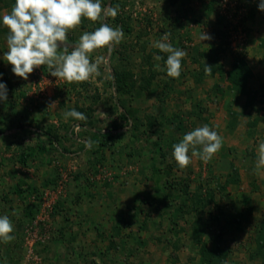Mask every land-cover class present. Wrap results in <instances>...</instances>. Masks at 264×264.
Segmentation results:
<instances>
[{
    "label": "rangeland",
    "instance_id": "rangeland-1",
    "mask_svg": "<svg viewBox=\"0 0 264 264\" xmlns=\"http://www.w3.org/2000/svg\"><path fill=\"white\" fill-rule=\"evenodd\" d=\"M102 2L119 4L118 15L82 19L66 42L71 51L100 23L122 29L111 53L91 54L103 60L89 81L57 79L43 65L27 80L15 76L3 60L8 29L0 26L8 88L0 103V215L15 226L14 238L0 243V264H200L201 243L219 230L216 241L229 250L230 264H264L255 229L264 220V170L255 166L264 139L259 0ZM14 5L0 0V14ZM204 32L209 39H201ZM165 34L186 52L178 78L166 75L168 54L154 47ZM241 56L250 74L237 92L231 71ZM72 108L87 120L65 119ZM204 124L223 137L221 149L180 168L172 145ZM110 132L112 142L103 136ZM248 209L249 224L233 229L228 219ZM196 217L209 219L199 237L191 231Z\"/></svg>",
    "mask_w": 264,
    "mask_h": 264
},
{
    "label": "clouds",
    "instance_id": "clouds-1",
    "mask_svg": "<svg viewBox=\"0 0 264 264\" xmlns=\"http://www.w3.org/2000/svg\"><path fill=\"white\" fill-rule=\"evenodd\" d=\"M258 10L264 11V0H259ZM119 4L106 6L102 0H15V5L8 14H0V26H6L7 51L3 53L4 61L11 65V72L25 80L29 74L40 66H47L52 77L72 82L89 81L99 75V64L103 60L90 59L91 54L101 48L112 52V46L123 39V31L107 23L93 31H83L78 42L69 51L67 47L68 33L88 19L93 22L107 17L115 18L119 13ZM201 39H209L204 32ZM165 34L157 40L154 47L167 53L165 60L166 75L178 78L182 70V58L186 52L175 48ZM64 45L62 51L58 48ZM163 57L157 55L155 59ZM206 66L205 71H208ZM7 82L0 73V103L7 101ZM65 119L71 117L85 121L84 113L72 108L64 113ZM223 145V137L208 124L198 126L183 134L182 138L172 145V157L180 168L187 167L193 156L199 155L207 162L212 159ZM92 142L86 143L91 148ZM199 149V151H198ZM256 169L264 170V139L258 140L256 149ZM15 226L9 215H0V243L11 241Z\"/></svg>",
    "mask_w": 264,
    "mask_h": 264
},
{
    "label": "trees",
    "instance_id": "trees-1",
    "mask_svg": "<svg viewBox=\"0 0 264 264\" xmlns=\"http://www.w3.org/2000/svg\"><path fill=\"white\" fill-rule=\"evenodd\" d=\"M233 74L231 80H233L234 84L236 85V91L237 92H244L245 89V81H247V77L249 76L248 74H250V68L247 65V61L245 60V58L243 56H241L240 58H236V62L234 64V70L231 71ZM115 79L120 82L118 84V87H123L124 83L123 81H125V77L122 76V74L118 73L115 76ZM117 82V83H118ZM122 82V83H121ZM151 126V125H150ZM94 136H96L94 134ZM103 136L106 138H110V141H114L116 140V136L115 134H113L112 132L110 133H103ZM98 136H96L97 138ZM95 138V139H96ZM50 141L52 143L56 142L55 139H53L52 137L50 138ZM39 147L41 148L42 151H44L46 149L45 145H39ZM67 150V148H66ZM26 158H27V154H25V156H23L22 161L24 163H26ZM160 170V169H159ZM164 198H167L166 196H164ZM170 203V202H169ZM169 206L171 204H168ZM180 211L184 212L185 210H183V208L181 206H179ZM247 209V208H246ZM249 212H246L245 210H240L234 213L233 218H229L228 219V223H231V226L233 229H243L245 226L249 224L250 222V209H248ZM220 215V214H219ZM214 219H216V217H213ZM205 220L202 221V219L200 217H196L193 219L192 221V235L194 237H199V234H202L204 231L202 227H206L205 223L207 225V228L209 226L208 222L209 219L205 221L204 226L203 223ZM246 222V224L244 223ZM259 226L264 227V220L260 223V225H255V229H257V237L256 239L259 242H264V237H262L263 233L260 232L261 230H259L260 228H258ZM259 231V232H258ZM223 236V231L219 230L218 233H212L211 237H213V239H208L206 241H203L201 243V260H200V264H230L228 262V256H229V250L222 248V246H220L219 242H217V238H220ZM199 239V238H198ZM209 244H213V247H210ZM96 264V263H94Z\"/></svg>",
    "mask_w": 264,
    "mask_h": 264
},
{
    "label": "crops",
    "instance_id": "crops-1",
    "mask_svg": "<svg viewBox=\"0 0 264 264\" xmlns=\"http://www.w3.org/2000/svg\"><path fill=\"white\" fill-rule=\"evenodd\" d=\"M3 37H0V41H2L1 39H2ZM249 203H250V200H247ZM251 203L253 204V202L251 201ZM258 204H256L255 206H257ZM254 207V206H253Z\"/></svg>",
    "mask_w": 264,
    "mask_h": 264
}]
</instances>
